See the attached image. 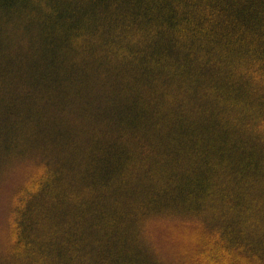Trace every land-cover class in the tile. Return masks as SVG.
<instances>
[{
	"label": "trees",
	"instance_id": "obj_1",
	"mask_svg": "<svg viewBox=\"0 0 264 264\" xmlns=\"http://www.w3.org/2000/svg\"><path fill=\"white\" fill-rule=\"evenodd\" d=\"M0 206V264H264V0H0Z\"/></svg>",
	"mask_w": 264,
	"mask_h": 264
},
{
	"label": "rangeland",
	"instance_id": "obj_2",
	"mask_svg": "<svg viewBox=\"0 0 264 264\" xmlns=\"http://www.w3.org/2000/svg\"><path fill=\"white\" fill-rule=\"evenodd\" d=\"M0 209H1V206H0ZM1 216H2V214H0V226L3 225V219H1ZM188 244H190V243H189V242H185L184 246H186V245H188ZM190 245H191V244H190Z\"/></svg>",
	"mask_w": 264,
	"mask_h": 264
}]
</instances>
